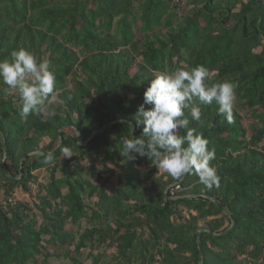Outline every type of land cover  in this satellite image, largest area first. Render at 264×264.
<instances>
[{"label":"trees","instance_id":"16d2710c","mask_svg":"<svg viewBox=\"0 0 264 264\" xmlns=\"http://www.w3.org/2000/svg\"><path fill=\"white\" fill-rule=\"evenodd\" d=\"M21 47L56 85L22 118L0 83V264H264V0H0V60ZM198 65L238 83L232 123L215 102L185 112L215 149L211 190L119 152L149 81Z\"/></svg>","mask_w":264,"mask_h":264},{"label":"clouds","instance_id":"9594fccd","mask_svg":"<svg viewBox=\"0 0 264 264\" xmlns=\"http://www.w3.org/2000/svg\"><path fill=\"white\" fill-rule=\"evenodd\" d=\"M51 64L49 58H38L23 47L13 50L10 59L0 60V83L7 86L3 91L19 93L18 112L22 118L39 111L46 100L51 102L56 85ZM237 87L238 83L229 80L211 82L209 69L203 65L158 74L149 81L134 116L136 126H142V133L120 136V155L127 161L147 157L158 172L175 181L195 174L205 188L218 187L220 177L215 167L210 166V161L216 158L215 149L208 147L203 133L189 127L185 112H190L192 120L200 121L201 105L215 102L217 114L232 123ZM180 129L186 130L184 135L179 134ZM63 151L65 157H71L67 148ZM40 155L46 165L54 160L51 152Z\"/></svg>","mask_w":264,"mask_h":264},{"label":"rangeland","instance_id":"374dc122","mask_svg":"<svg viewBox=\"0 0 264 264\" xmlns=\"http://www.w3.org/2000/svg\"><path fill=\"white\" fill-rule=\"evenodd\" d=\"M14 92L18 93L17 91H14ZM56 99H58V93H55L53 95V100H56ZM58 102H60V101L58 100ZM73 134H75V132H73ZM100 161L101 162L99 163L98 167H99V169H103L105 162H103L102 160H100ZM83 163H85V161H83ZM48 174H49L48 170H43L42 171V177H40V180L45 181ZM59 175H60V173H59ZM105 187L108 191L114 192L115 188L117 187V180H112L109 184L105 185ZM32 189H33V196H34L36 187H32ZM13 198H16V201H27V202H30L33 199L30 194H26V193L22 194L19 192H17ZM85 201H86L87 205L94 204V201H96V198H93V200H87L86 199ZM70 228L75 230L74 227H70ZM76 229H77V227H76ZM81 252H82L81 258H82V261H84L83 264H92L91 263L92 259L89 256V253H90L89 249L81 250ZM107 252H108V254L113 255L115 252V248H110L107 250ZM94 253H97V251H94ZM51 264H56V262H51ZM68 264H70V263H68Z\"/></svg>","mask_w":264,"mask_h":264},{"label":"bare ground","instance_id":"6f19581e","mask_svg":"<svg viewBox=\"0 0 264 264\" xmlns=\"http://www.w3.org/2000/svg\"><path fill=\"white\" fill-rule=\"evenodd\" d=\"M176 185H179V184H176ZM176 185H175V186H176ZM179 186H180V185H179ZM180 188H181V187H180ZM175 191H176V189H175V187H173V189H172L171 193H172V192H174V193H175ZM174 193H172V195H174Z\"/></svg>","mask_w":264,"mask_h":264},{"label":"built area","instance_id":"2783aa9c","mask_svg":"<svg viewBox=\"0 0 264 264\" xmlns=\"http://www.w3.org/2000/svg\"><path fill=\"white\" fill-rule=\"evenodd\" d=\"M175 189H176V190H179V189H180V186H179V185H176V186H175ZM172 193H174V192H172Z\"/></svg>","mask_w":264,"mask_h":264},{"label":"water","instance_id":"95a60500","mask_svg":"<svg viewBox=\"0 0 264 264\" xmlns=\"http://www.w3.org/2000/svg\"><path fill=\"white\" fill-rule=\"evenodd\" d=\"M26 157H24L23 159H25Z\"/></svg>","mask_w":264,"mask_h":264}]
</instances>
